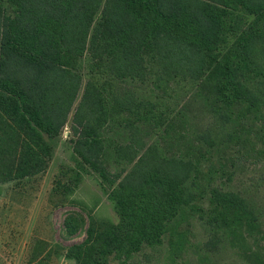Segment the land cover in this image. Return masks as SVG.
<instances>
[{"label": "trees", "instance_id": "obj_1", "mask_svg": "<svg viewBox=\"0 0 264 264\" xmlns=\"http://www.w3.org/2000/svg\"><path fill=\"white\" fill-rule=\"evenodd\" d=\"M151 80L194 84L191 102L212 122L181 115L177 131L133 88ZM72 113L75 188L95 173L119 222L81 224L69 260L129 264L166 239L182 250L188 217L209 232V252L258 228L252 202L214 185L213 157L244 140L245 119H264V0H0V185L45 172ZM162 128L166 148L149 143Z\"/></svg>", "mask_w": 264, "mask_h": 264}, {"label": "rangeland", "instance_id": "obj_2", "mask_svg": "<svg viewBox=\"0 0 264 264\" xmlns=\"http://www.w3.org/2000/svg\"><path fill=\"white\" fill-rule=\"evenodd\" d=\"M86 81L87 78L84 85ZM133 88L139 96L156 104L157 109L169 113L167 121L176 117L177 131L179 128L184 131V125L178 121L181 115L200 129L212 122L201 102H191L197 89L194 84L171 83L161 89L151 80L143 85L136 83ZM82 93L83 90L78 102ZM73 113L56 141L54 156L45 172L0 185V264H77L66 255L72 245L86 238L85 230H79L81 224L87 229L95 223L97 230H103L119 222L109 199L111 190L105 188L95 173L85 174L78 188L72 181L76 167L71 131ZM245 120L248 132L243 133L244 140L214 154L213 163L219 170L214 185L252 202L261 213L258 228L246 227L238 236L232 235L223 246L209 252L206 248L209 232L198 218L188 217L180 228L186 234L182 250L173 251L166 239L162 247L137 254L129 264H264V119L255 125ZM162 130L154 132L149 143L160 140ZM160 143L167 147L164 140ZM173 151L167 150L169 154ZM209 167L210 164H205L204 171ZM198 204L208 209V197ZM69 225L71 230L78 229L77 234H71ZM109 264L121 263L111 258Z\"/></svg>", "mask_w": 264, "mask_h": 264}]
</instances>
